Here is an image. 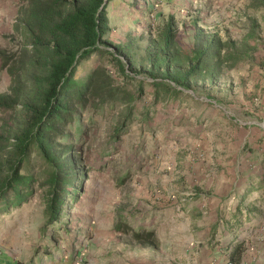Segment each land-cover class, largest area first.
Returning a JSON list of instances; mask_svg holds the SVG:
<instances>
[{
	"label": "rangeland",
	"instance_id": "1",
	"mask_svg": "<svg viewBox=\"0 0 264 264\" xmlns=\"http://www.w3.org/2000/svg\"><path fill=\"white\" fill-rule=\"evenodd\" d=\"M106 13L110 26L107 40L124 44L129 36L133 40L136 61L142 57L149 36L154 35L155 29L169 16L174 17L179 39L183 38L188 45L193 36L191 24L196 21L199 27L235 41L254 32L255 36L247 42L255 51L251 59L224 71L217 86L210 87L209 101L199 94L201 90L198 94L187 90L183 91L186 95L179 97L185 100L183 102H170L171 106L166 107L167 101L161 96L160 101L154 103L153 87L147 83L151 80L140 72L127 71L130 77L145 81L143 95L136 103L130 122L124 121L122 125L117 110L112 114L107 108L80 112L68 130L65 143L77 154L79 168L86 171L83 193L76 201L66 199L60 221L52 225L46 223L45 187L39 185L41 182L33 187L25 204L0 214V251L10 253L16 264H137L148 249L166 247L169 239L163 235L167 232L162 223L151 220L150 215L156 209L151 199L144 196L146 174L157 165L156 145L171 136L170 144L177 145L179 156L180 152L186 156L193 144L203 141L197 135L226 134L223 121L227 116L233 115L242 122L261 121L263 116L264 9L252 6L251 0H113L107 4ZM18 44L17 38L7 34L0 40V50L14 52ZM108 61L103 56L93 55L78 66L76 78L85 77L95 66L107 67L114 75L115 68ZM137 84L130 89L137 92ZM8 85L9 78L0 66V93H4ZM145 109L151 115L143 125L139 120L141 110ZM9 115L0 114V119L7 120ZM219 117L221 127L216 126ZM206 119L212 121L205 123ZM169 122L171 133L154 131L146 147L143 130H154ZM116 124L123 128L120 133L115 130ZM255 144L261 143H251L245 148L247 152H257ZM258 149L264 151V147ZM31 164L37 174L41 162L32 156ZM143 220L147 222L141 224ZM119 223L135 232L152 231L156 243L138 244L129 233L115 231ZM105 233L110 239H103ZM94 240L110 242L114 247L124 245L127 250L117 251V255L111 257L105 253L90 254Z\"/></svg>",
	"mask_w": 264,
	"mask_h": 264
},
{
	"label": "trees",
	"instance_id": "2",
	"mask_svg": "<svg viewBox=\"0 0 264 264\" xmlns=\"http://www.w3.org/2000/svg\"><path fill=\"white\" fill-rule=\"evenodd\" d=\"M104 1L23 0L17 9L11 37L19 44L14 52L0 50V66L9 78L7 90L0 93V114H10L7 120L0 119V214L25 204L41 182L46 223L60 221L66 199L76 201L87 179L77 154L65 143L68 130L86 110L107 108L111 114L117 110L122 125L130 122L145 81L127 71L151 80L146 82L153 87L154 103L161 96L167 103H178L185 101L179 99L186 95L183 91L216 87L225 70L251 59L255 51L247 42L254 32L235 41L199 27L196 21L188 45L179 39L174 17L169 16L149 36L136 61L129 36L124 44L107 40L106 9L113 0L103 6ZM251 5L264 9V0H251ZM93 55L109 59L114 75L107 67L95 66L85 77L76 78L78 66ZM136 82L134 92L130 87ZM148 116L149 111L141 110L139 122ZM115 127L117 133L123 129ZM32 156L41 162L37 174ZM114 229L129 233L138 244L156 243L152 231L135 232L122 223ZM241 245L236 243L228 253L232 264H239Z\"/></svg>",
	"mask_w": 264,
	"mask_h": 264
},
{
	"label": "crops",
	"instance_id": "3",
	"mask_svg": "<svg viewBox=\"0 0 264 264\" xmlns=\"http://www.w3.org/2000/svg\"><path fill=\"white\" fill-rule=\"evenodd\" d=\"M22 1L0 0V40L12 34V24ZM209 90L205 87L200 93L197 89L192 93H199L209 101ZM262 115L261 121L244 122L230 115L224 124L219 117L216 126L223 124L228 132L213 137L197 135L203 141L193 144L186 156L182 152L179 156L177 145L170 144L171 136L159 141L157 165L146 174L144 196L151 199L156 209L150 213L151 220L162 223L167 232L163 236L169 243L167 248L148 249L137 264H225L236 243H242L239 264H264V151L258 149L264 147ZM209 121L206 119L205 123ZM164 130L166 134L171 133L170 122L154 130H143L145 146L154 131ZM251 143H261L254 145L257 152H247L245 148ZM187 192H193L194 196L186 197ZM146 222L143 220L141 224ZM103 239H110L108 233ZM111 246L110 242L94 240L90 254L105 253L111 257L117 251L127 250L124 245ZM0 264L16 262L10 253L0 251Z\"/></svg>",
	"mask_w": 264,
	"mask_h": 264
},
{
	"label": "built area",
	"instance_id": "4",
	"mask_svg": "<svg viewBox=\"0 0 264 264\" xmlns=\"http://www.w3.org/2000/svg\"><path fill=\"white\" fill-rule=\"evenodd\" d=\"M185 196H186V197H192V196H194V193H193V192H187V193L185 194ZM225 264H232V263L229 262V261H227V262H225Z\"/></svg>",
	"mask_w": 264,
	"mask_h": 264
},
{
	"label": "water",
	"instance_id": "5",
	"mask_svg": "<svg viewBox=\"0 0 264 264\" xmlns=\"http://www.w3.org/2000/svg\"><path fill=\"white\" fill-rule=\"evenodd\" d=\"M106 3H107V0H105V1H104V4H103V6H104ZM103 6L101 7V9L103 8Z\"/></svg>",
	"mask_w": 264,
	"mask_h": 264
}]
</instances>
